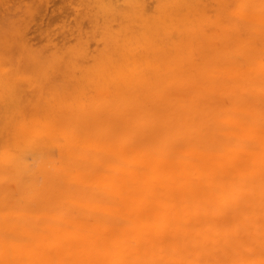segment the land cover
<instances>
[{
	"label": "bare ground",
	"instance_id": "bare-ground-1",
	"mask_svg": "<svg viewBox=\"0 0 264 264\" xmlns=\"http://www.w3.org/2000/svg\"><path fill=\"white\" fill-rule=\"evenodd\" d=\"M88 2L0 11V264H264V0Z\"/></svg>",
	"mask_w": 264,
	"mask_h": 264
},
{
	"label": "rangeland",
	"instance_id": "rangeland-1",
	"mask_svg": "<svg viewBox=\"0 0 264 264\" xmlns=\"http://www.w3.org/2000/svg\"><path fill=\"white\" fill-rule=\"evenodd\" d=\"M1 1H2V0H1ZM1 1H0V2H1ZM6 1H8V0H4V2H6ZM30 1H31V3H29ZM30 1L28 0V3H27V0H25V2H24L23 0H9L8 2H9L10 4H9L8 2H7L8 4H6V3L4 4V5L6 6V8H4V10L7 12L6 9H8V6H10L11 8L9 7L10 9H8V10H9V11H8L9 14H10V10H11V9H12L11 12H14V11H20V12H17V13H19V15H18L16 12L11 13V15L13 14L12 17H9L10 15L8 14V15H7V18H9V20H10V18L13 19V16H14L15 18H14L13 22L16 21V23H18V22L20 21V20L18 21V19H19L18 17L21 16L20 13L25 14V12L28 11V13L30 12V14H27V13H26V15H23V17L26 16V18H27V16H29V17L31 18L32 16H30V15H31V12L34 11V8H33V7H35V6H36L35 9H37V10H35V12L38 11V10H39V11L41 10V12H42V14H43V8H42V6H43V7H46V6L48 7V6H49V12L51 13L53 10L58 9V8H59V5H60L61 8H62V6H63L62 10L65 9V10H63V11L66 12V15H67V12H68V15H70V17H74V16H72V15L76 13V12H74V11H75V8H76V11H78L79 9H81L80 7H82V5L84 4L83 7H84L85 10L87 11V9H89V8L92 6V4H91L92 2L89 3L90 1L88 2V0H86L85 2H84V0H83V1H82V0H81V1H79V0H71L72 2H71L70 0H53V1H52V0H49L50 2L47 1V0H45V1H44V0H30ZM35 1H36V3H35ZM38 1H40V2L43 3V4L41 3L42 6H41V5H37V4H38ZM51 1H52V2H51ZM65 1H66V2H65ZM4 2H2V4H3ZM11 2H12V3H11ZM32 2H34V3H32ZM40 2H39V4H40ZM48 2H49L50 5H48ZM53 2H54V4H53ZM86 2H88V5L85 4ZM46 3H47V4H46ZM81 3H83V4H81ZM2 4H1V6H0V11H2L3 7H5V6H3ZM61 4H62V5H61ZM69 4H70V6H69ZM80 4H81V6H79V9H78V7H76V5L78 6V5H80ZM13 5H14V7H13ZM66 5H67V6H66ZM2 6H3V7H2ZM88 6H89V7H88ZM21 7H22V8H21ZM24 7H25V8H24ZM37 7H40V8H37ZM55 7H57V8H55ZM70 7L72 8V10H71ZM86 7H88V8H86ZM32 8H33V10H32ZM41 8H42V9H41ZM61 8H59L60 10L58 9V11L55 10L56 12L53 11L54 13L52 12V13H53V17L55 18V19H54V22L51 21V20H50V22H51L50 24H49L48 22H46V23L49 25V30L47 29L48 25H46L45 22H44V23H41V21L39 22L38 18L40 17V16H39L40 14L37 15V13H36V15L33 14V15L35 16V17H34V16H33V17L36 19V22H37V23H35V19H34L33 17H32V20H34L33 23L31 22L32 20L30 21L31 24L28 23V22H26L28 25H31L30 27H31V30H32V31H31V30L28 31V33H27V30H25L26 27H28V26H27V25L24 26V24H26V23H24V22H25L26 20H28L29 18L26 19V18L24 17V20H25V21H23V18L20 17V18L22 19V21H23V22H21V23H24V24H23L24 27H22V28H24V29H22V30H23V33H24V30H25L27 36H28V37H29V36H30V37L33 36V38H32V37H31V38H30V37L28 38V37L25 36V35H24L23 37H21L20 35L18 36V33L21 34V35H23V34H22V32H20V30H17V29H21L20 26H19L20 28H19V27H18L17 29L15 28V25H14V24H16V23H14V24L12 23V24L14 25L15 31L17 30V32H18V31H19V32H18V33L16 32L17 35H16V33L14 32L15 34H13L12 36L16 35V36H17L16 39H18V41H20V42L23 41V39H25V38H28V39H30V40L33 39V41H31V42H33V43L36 42V43L34 44V46H36V44L42 43V41L39 42V40H42V39H40V37L44 38V36H45V34H46L45 32H47V31H51V32H49V33H51V35L47 32V34L50 35V36H47V35H46L47 37H49L50 40H49V39H43V41H46V42H47V44H46V42H44V43L46 44V45L44 44V46L47 47V45H48V46H49V49H51L52 46H50V44H48V43L56 42V40H57V37H55L56 35L53 36V38H56V40L54 39L55 41L53 40V38H51L52 33H53V34H58V32L61 31V30H60V31L58 30V29H60L59 26L61 25V24H59V23L61 22L60 17H61V18L64 17L65 19L67 18L66 21L64 20L65 23L68 22V23L71 25V27H72L71 30H68V29H70V27L68 28L69 25H65L64 22H62V25L64 24L65 27L67 26V28H65V27H61V29L63 28V30H66V33H68L69 35H70V34L72 35V32H70V31H73V30H76V29L78 30V29H79V27L77 28V27H76L75 25H73V24L76 23V24H79L80 26H81V24H82V25L85 24V23H84V24H83V23L80 24L78 21H77V22H76V21H73V20H75L74 18H72V20H71V18L68 19L69 16H67V17H66V15H65V16H62L63 13L60 14V17H59V15L57 14V12H59V11L61 12ZM68 8H69V9H68ZM84 8H83V9H84ZM66 9H67V10H66ZM77 9H78V10H77ZM83 9H81V10H79V11L82 12V11H84ZM4 10H3V11H4ZM31 10H32V11H31ZM44 10H45V9H44ZM47 10H48V9H47ZM68 10H69V11H68ZM70 10H71V11H70ZM5 11H4V12H5ZM21 11H22V12H21ZM23 11H25V12H23ZM39 11H38V13H39ZM45 11H46V10H45ZM4 12H2V13L0 12L1 15H3ZM60 12H59V13H60ZM72 12H74V13H72ZM15 13H16V15H15ZM32 13H33V12H32ZM69 13H70V14H69ZM83 13H84V12H83ZM42 14H41V15H42ZM78 14H79V12H78ZM78 14H76V16H77ZM1 15H0V20L4 21L5 18H4L3 16H1ZM4 16H5V15H4ZM83 16H84V15H83ZM64 18H63V19H64ZM84 18H85V19H84ZM12 19L10 20V22H7V21H8L7 19H6L7 21L5 20L4 22H5V23L7 22L6 25H8V23L11 24ZM57 19H58V20H57ZM59 19H60V20H59ZM79 19H80V18H79ZM79 19H77V17H76V20H79ZM29 20H30V19H29ZM68 20H69V21H68ZM70 20L72 21L73 24L70 23V22H71ZM82 20L86 21L87 18H86V17H83ZM79 21H80V20H79ZM84 21H83V22H84ZM4 22H3V23H4ZM56 22H57V23H56ZM74 22H75V23H74ZM87 22H88V21H87ZM21 23H19V24H21ZM68 23H67V24H68ZM1 24H2V22H1ZM56 24H57V27H56ZM58 24H59V25H58ZM88 24H89V23H88ZM88 24L86 23V25H88ZM2 25H3V24H2ZM2 25H1V26H2ZM4 25H5V24H4ZM4 25H3V26H4ZM6 25H5L4 27L2 26L3 28H1V29H3V30H2L0 33H3L5 27L7 28L8 26H10V25L6 26ZM50 25H51V26H50ZM17 26H18V25L16 24V27H17ZM73 26H75V29H74ZM83 27H86V26L84 25ZM8 28L11 29V27H8ZM52 28H54L55 31H53ZM56 28H58V29H56ZM86 28H87V27H86ZM86 28H84V29H86ZM1 29H0V30H1ZM9 29H8V30H9ZM12 29H13V26H12ZM84 29H83V30H84ZM5 30H6V29H5ZM8 30H6L5 32H8V34H9L11 31H8ZM28 30H29V29H28ZM77 30H76V34H78V33H77V32H78ZM41 32L44 33V34H43L44 36L41 35V34H42ZM61 32H62V31H61ZM64 32H65V31H63L62 34H59L60 36H59V35H57V36L61 37V39L63 40V39H64V38H63L64 35H66V36H68L67 39H66V37H65V40H67V41H68V40L70 41V40L72 39V37L75 38L74 41L77 39V35H76V37H75V36H72V37H71V36L65 34ZM33 33H34V34H33ZM63 33H64V35H63ZM74 33H75V31L73 32V34H74ZM35 34H36V35H35ZM6 35H7V34L5 33L4 36H6ZM10 35H11V33H10ZM34 35H35V37L37 36L36 38H38V40H37V39H34ZM61 35H63V37H62ZM7 36H9V35H7ZM7 36H6V38L9 39L8 41H10V40H11L10 37L8 38ZM18 37H21L22 40H20ZM24 37H25V38H24ZM69 37H70L71 39H70ZM68 38H69V39H68ZM35 40H36V41H35ZM51 40H52V42H51ZM59 40H60V38H59ZM72 40H73V39H72ZM72 40H71V41H72ZM34 41H35V42H34ZM49 41H50V42H49ZM60 41H61V40H60ZM60 41H59V42H60ZM69 41H68V42H69ZM71 41H70V42H71ZM74 41L71 42V43H74ZM5 42H6V41H5ZM29 42H30V41H29ZM75 42H76V41H75ZM57 43H58V42H57ZM42 45H43V44H42ZM39 46L41 47V44H39ZM44 46H43V47H44ZM37 47H38V46H36V47H34V48L37 49ZM45 47H44V48H45ZM39 49H40V48H39ZM47 49H48V48H47ZM47 49H46L45 51H47ZM49 49H48V52H49ZM52 49H53V48H52ZM42 50H43V48H42ZM50 51H52V50H50ZM50 53H51V52H50Z\"/></svg>",
	"mask_w": 264,
	"mask_h": 264
}]
</instances>
